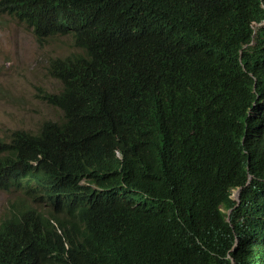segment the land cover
Wrapping results in <instances>:
<instances>
[{
	"label": "trees",
	"instance_id": "16d2710c",
	"mask_svg": "<svg viewBox=\"0 0 264 264\" xmlns=\"http://www.w3.org/2000/svg\"><path fill=\"white\" fill-rule=\"evenodd\" d=\"M42 1L45 11L35 0H0V10L43 37L50 10L61 7L67 15L61 23H87L77 38L84 47L75 45L78 51L49 63L65 89L44 99L63 111V121L0 136V182L25 179L27 185L35 178L40 198L54 207L60 237L48 214L28 203L0 227V238L23 237L17 250H4L7 264H94L124 256H130L127 264H264V152L251 153L256 137H247L264 131V25L255 33L250 26L264 19V0H220L217 11L230 19L219 33L225 45L214 47L221 59L201 58L208 71L202 83L160 57L149 33L182 22L191 2L215 8L201 0H167L145 14L146 0L118 3L121 15L108 18L118 36L112 52L99 57L123 58L118 67L97 69L110 84L100 124L91 93L94 63L87 60L94 57V0ZM123 87L131 97L117 105L109 95ZM114 151L119 158L112 154L94 166ZM105 168L123 169L131 179L100 171ZM94 184L130 192L134 200L94 204L102 193ZM236 188L239 202L231 198ZM102 235L119 244H101ZM49 246L57 248L37 253Z\"/></svg>",
	"mask_w": 264,
	"mask_h": 264
},
{
	"label": "clouds",
	"instance_id": "9594fccd",
	"mask_svg": "<svg viewBox=\"0 0 264 264\" xmlns=\"http://www.w3.org/2000/svg\"><path fill=\"white\" fill-rule=\"evenodd\" d=\"M126 0H94V57H88L87 60H92L94 63V78L92 80L93 85L91 87L92 97L94 99V112L98 116V121L100 124V115L99 109L106 100L107 95L110 91V84L108 81L101 75L98 74L97 69L100 67H118L120 65V61L123 57H113L111 55H106L99 57L105 53H111L113 49L112 39H114L117 35L115 28H109L108 26V18L120 16L121 9L118 6V3H121ZM167 0H146L145 1V14H149L153 11L157 2H166ZM203 5L212 6L215 9H209L205 7H200L196 2H191L184 9L187 13L185 19L182 22L172 21L170 24L160 29L156 33H149V37L153 39V41L160 47V57H163L164 60H167L171 66L175 67L177 70L187 69L188 71L196 75L197 79L202 82L208 80V71L204 67V63L202 65L201 58L212 55L215 56L216 59L219 60V55L215 54L214 47L216 45H225L220 42L219 33L222 27L230 20L223 17L220 11H217L220 4V0H201ZM36 5L45 11L44 3L42 0H35ZM228 3H231V0H228ZM237 4V0L234 2ZM147 11V12H146ZM1 16L9 17L10 19L22 24L26 27L35 41L42 45L47 39L51 37H70L72 40V48L73 50L67 52L62 56L51 57L47 61L46 66V75L50 80L55 81L60 89L57 92H41L38 97L41 102L47 104L48 107H51L58 112L62 113L61 120L56 121L60 123L64 119L63 111L55 107L47 102L44 97L48 95H57L62 94L65 89V83L62 79L52 74V71L48 69L49 63L54 58H62L68 55L71 52L78 51L75 45L79 42L77 38H80L81 31L87 26V23H80L79 21L70 20L67 24L61 23V20L67 18V15L63 12V8L58 7L50 10L51 16V24L47 31V33L43 37H38L33 27L28 25L25 21L20 20L18 17L14 15H10L7 12H2L0 10ZM264 25V19L261 22H251L250 26L255 31ZM252 42L250 45H254ZM79 47H84L80 45ZM220 50V48H218ZM221 59V58H220ZM201 60V61H200ZM110 100L117 105H123L128 101L129 97H131L130 89L123 87L118 90L113 95H109ZM253 107V106H252ZM249 113V111H248ZM45 121H54V120H45ZM44 121V122H45ZM42 122V123H44ZM41 123V124H42ZM98 124V126H99ZM41 126V125H40ZM39 126V127H40ZM98 126L96 128H98ZM38 127V128H39ZM37 128V130H38ZM95 128V129H96ZM94 129V130H95ZM23 130V129H17ZM11 131L6 137L1 138L3 140L9 139L12 132ZM27 131V130H25ZM30 132V131H29ZM37 132V131H36ZM247 137L253 138L256 137V140L249 146V149L252 152L262 151L264 152V131L260 130L257 133L247 134ZM244 140V137L242 138ZM168 145L171 147V152L168 153V162L170 163L174 159V149L173 144H165L164 147L166 150L168 149ZM103 145H100L102 149ZM248 153V152H247ZM114 154L116 158H119V153L114 151L113 153H107L105 158H101L98 161L94 162V166L104 164L108 158H110ZM101 172H117L121 175H128V179H131L130 173H126L123 169H109L105 168L100 170ZM251 176L248 178V182L246 186L250 184ZM259 182L264 185V178L259 179ZM25 179H20L18 182H13L12 180H4L0 182V192L12 193L14 198L8 204L6 214L0 219V227L1 225L8 219L16 216H20L27 209V204L32 202L33 206L37 208L39 211L45 212L48 214V220L52 225L54 231L57 236L60 237V230L57 224L52 220L53 215L56 214L54 211V207L51 204L45 203L46 200L40 198L41 192L40 188L35 180V178H31L27 185H24ZM260 184V186H261ZM262 187V186H261ZM94 190L102 192L99 194L94 200V204L97 205H105L114 202H121L126 200H134L133 196L130 195V192H122L119 190H103L96 184H94ZM241 188H236L231 191V198L236 202L240 200ZM230 210L227 213V220L229 219ZM23 237L16 233H10L8 235L2 236L0 238V264H7L6 257L3 255L4 250L13 251L17 250L20 245ZM100 242L106 243L108 245H117L119 244V239L111 235H102L100 237ZM123 243V242H122ZM57 246H49L46 249L39 250L37 253L43 255L47 252H50L56 249ZM65 248H69V244L66 242ZM66 255V254H65ZM130 256H124L121 258L119 262H114L109 259L97 260L94 259V264H127ZM18 260V259H17ZM19 261V260H18ZM45 262L40 259L39 261L33 264H44ZM22 264H26L23 262ZM231 264H235L233 259H231Z\"/></svg>",
	"mask_w": 264,
	"mask_h": 264
},
{
	"label": "rangeland",
	"instance_id": "374dc122",
	"mask_svg": "<svg viewBox=\"0 0 264 264\" xmlns=\"http://www.w3.org/2000/svg\"><path fill=\"white\" fill-rule=\"evenodd\" d=\"M72 51L70 37H51L39 45L22 24L0 15V135L23 129L36 132L45 120L58 121L62 113L41 102V92L60 86L46 75L47 61ZM14 195L0 192V219Z\"/></svg>",
	"mask_w": 264,
	"mask_h": 264
},
{
	"label": "bare ground",
	"instance_id": "6f19581e",
	"mask_svg": "<svg viewBox=\"0 0 264 264\" xmlns=\"http://www.w3.org/2000/svg\"><path fill=\"white\" fill-rule=\"evenodd\" d=\"M106 133V132H105ZM125 202V201H124ZM185 261V260H184ZM190 262V261H189Z\"/></svg>",
	"mask_w": 264,
	"mask_h": 264
}]
</instances>
